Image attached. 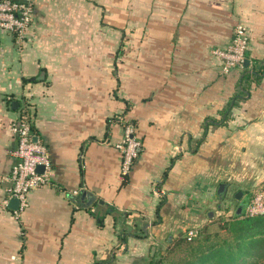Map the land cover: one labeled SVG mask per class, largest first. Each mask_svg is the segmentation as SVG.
<instances>
[{
  "label": "crops",
  "instance_id": "obj_1",
  "mask_svg": "<svg viewBox=\"0 0 264 264\" xmlns=\"http://www.w3.org/2000/svg\"><path fill=\"white\" fill-rule=\"evenodd\" d=\"M105 1L34 0L21 43L0 29V264H155L264 185V0H111L106 18ZM239 23L249 64L223 75L213 50ZM25 106L52 176L17 217L9 126ZM121 117L141 142L126 178Z\"/></svg>",
  "mask_w": 264,
  "mask_h": 264
},
{
  "label": "built area",
  "instance_id": "obj_2",
  "mask_svg": "<svg viewBox=\"0 0 264 264\" xmlns=\"http://www.w3.org/2000/svg\"><path fill=\"white\" fill-rule=\"evenodd\" d=\"M34 0H1L0 1V29L14 34L21 43L32 23ZM250 46L248 27L239 23L234 28L233 38L225 48L213 50V54L220 62V71L228 75L232 71L245 68L247 52ZM28 106L20 110L19 117L9 126L10 132L17 139L15 156L17 163L12 168L9 180L12 183L10 198L17 201L13 213L19 217L29 206V195L32 191L50 182L52 163L49 152L44 143L34 138L32 121ZM123 123L122 139L116 144L121 154L120 174L126 178L141 151V142L136 137L135 125L120 118ZM42 167L43 171H38ZM9 201H6L7 205ZM249 217L264 216V185L252 191V197L245 208ZM199 229H189L185 233L188 241L196 238Z\"/></svg>",
  "mask_w": 264,
  "mask_h": 264
},
{
  "label": "trees",
  "instance_id": "obj_3",
  "mask_svg": "<svg viewBox=\"0 0 264 264\" xmlns=\"http://www.w3.org/2000/svg\"><path fill=\"white\" fill-rule=\"evenodd\" d=\"M249 77L248 73L243 76ZM233 105L234 102H231L227 110ZM111 211L106 210L97 217L100 225L104 216ZM228 230L233 235L230 239L221 238L218 234L203 237L202 230L191 241L179 239L175 245H184L186 251L180 264H264V216L249 217L245 210L237 212Z\"/></svg>",
  "mask_w": 264,
  "mask_h": 264
},
{
  "label": "rangeland",
  "instance_id": "obj_4",
  "mask_svg": "<svg viewBox=\"0 0 264 264\" xmlns=\"http://www.w3.org/2000/svg\"><path fill=\"white\" fill-rule=\"evenodd\" d=\"M108 5V7H103L104 11L102 12V16L105 18L107 16L110 17V10L111 5L110 2L111 0H106L105 1ZM126 2V1H125ZM126 9V7L124 8ZM122 10V12L125 13V10ZM121 18H123V15H121ZM124 18H126V15H124ZM122 28V27H121ZM125 29H121V46L126 47L128 45V39L126 38V31ZM242 201V197L236 198V192L232 193L230 196V206L234 207L235 205L239 204ZM234 219V213H231L229 216H221L217 219V226H215V229L213 231H203V237L206 236H213L214 234H218L221 238H232V233L228 230L229 228V223L232 222ZM185 246L181 245V247H177L176 245L168 248L167 250L164 251V254L161 255V257L156 261L157 264H180L181 259L184 257L186 251H185Z\"/></svg>",
  "mask_w": 264,
  "mask_h": 264
},
{
  "label": "water",
  "instance_id": "obj_5",
  "mask_svg": "<svg viewBox=\"0 0 264 264\" xmlns=\"http://www.w3.org/2000/svg\"><path fill=\"white\" fill-rule=\"evenodd\" d=\"M0 1H1V0H0ZM248 64H249V60H246V61H245V67H247ZM38 171H43V168H42V167H39V168H38ZM224 187H225L224 185H221V187H220V189H219V194H221V193L223 192ZM240 194H241V193H238V194L236 195V198H239V195H240ZM82 195H83V196H87L89 200H94V198H93L90 194H88L87 192H82ZM100 203L102 204L103 202L100 201ZM11 206H13V207L16 208V206H17V201H16V200H12V201H11Z\"/></svg>",
  "mask_w": 264,
  "mask_h": 264
}]
</instances>
